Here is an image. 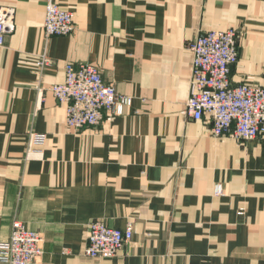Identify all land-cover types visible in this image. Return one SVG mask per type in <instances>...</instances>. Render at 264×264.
<instances>
[{
	"label": "crops",
	"instance_id": "1",
	"mask_svg": "<svg viewBox=\"0 0 264 264\" xmlns=\"http://www.w3.org/2000/svg\"><path fill=\"white\" fill-rule=\"evenodd\" d=\"M47 1L0 0L14 10L0 47V243L20 220L45 238L33 264H264V136L216 137L208 116L184 114L200 33L237 29L232 83L264 85V0H56L75 29L51 38ZM41 54L54 64L41 70ZM68 63L97 66L131 106L69 128L48 90ZM96 219L133 226L112 258L84 254Z\"/></svg>",
	"mask_w": 264,
	"mask_h": 264
},
{
	"label": "built area",
	"instance_id": "2",
	"mask_svg": "<svg viewBox=\"0 0 264 264\" xmlns=\"http://www.w3.org/2000/svg\"><path fill=\"white\" fill-rule=\"evenodd\" d=\"M14 10L0 8V47L14 29ZM75 29V13L48 0L44 35H69ZM240 33L235 28L200 33L190 45L192 71L190 94L184 114L194 120L209 117L212 134L230 135L237 140L264 136V85L248 82L233 84L231 72L240 57ZM43 70L54 64L53 58L41 54L38 62ZM63 82L48 90L65 106V122L71 129L99 125L106 116H117L131 106L132 97L118 94L93 64L78 66L68 63ZM45 136L36 134L34 142L42 144ZM133 226L114 228L96 219L89 224L84 254L91 258L116 256L131 241ZM45 238L39 231L28 229L14 220L10 238L0 243V264H33L44 254Z\"/></svg>",
	"mask_w": 264,
	"mask_h": 264
}]
</instances>
